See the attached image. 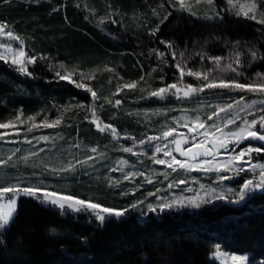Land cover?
I'll list each match as a JSON object with an SVG mask.
<instances>
[{"label": "trees", "instance_id": "obj_1", "mask_svg": "<svg viewBox=\"0 0 264 264\" xmlns=\"http://www.w3.org/2000/svg\"><path fill=\"white\" fill-rule=\"evenodd\" d=\"M256 2L259 19L264 0ZM0 23L37 58L25 76L0 60V123L18 114L24 120L55 118L68 126L66 139L87 146L110 142L92 122L93 109L99 121L117 131L141 130L143 121L131 115L165 103L150 100L149 93L179 83L175 65L183 67L186 58L207 63L209 57H222L221 65L235 67L239 52L243 75L219 76L250 83L264 74V25L232 12L227 0H213L196 15L171 0H0ZM253 49L260 57L254 61ZM133 82L135 88H122ZM117 99L121 105L114 107ZM129 105L136 110L125 111ZM98 173L65 172L60 179L54 176L53 189L130 209L124 217L101 224L89 213L62 212L20 196L10 224L0 229V264H219L211 258L216 249L248 253L250 264H264V190L197 210L138 212L130 207L134 189L116 188L103 170Z\"/></svg>", "mask_w": 264, "mask_h": 264}, {"label": "rangeland", "instance_id": "obj_2", "mask_svg": "<svg viewBox=\"0 0 264 264\" xmlns=\"http://www.w3.org/2000/svg\"><path fill=\"white\" fill-rule=\"evenodd\" d=\"M256 1L257 0H232V3L229 4L227 0L230 5V10L234 13L241 11V5L246 6L251 3H256V14L258 15V3ZM171 2L175 3V6H177L179 10L193 15H196L197 11L203 8V6H212L207 3V0H183L184 9H181L180 0H171ZM243 10L247 11V7ZM5 31L7 32L6 29ZM0 43L12 44L14 48L18 47L20 43L23 44L20 39L19 41L10 40L6 36H0ZM23 46L25 50V45L23 44ZM25 53L27 57H34L28 55L26 50ZM11 59V54H8V62L10 64H12ZM185 61L183 69L186 78L183 80V83H177L178 87H180L183 92L188 89L187 85H192L195 89L199 88L203 83L201 79L188 75V70L203 73L209 69H214V71L210 73L211 77L218 79L223 78L225 80L231 79L227 76L229 71L220 72L215 63L211 61L203 63L200 59L192 63L193 60L191 61L190 58H186ZM31 65L32 64H28L27 69H29ZM14 66L16 68L18 67L17 65ZM224 74L227 75H225V77L219 76ZM22 75L25 76V74ZM235 76L238 77L236 74ZM234 80L236 79L234 78ZM122 88L127 89L125 86ZM204 91L210 93L203 94L197 91L188 97L179 94L180 98H178L177 95L167 94L163 99L148 96L150 100H161V102L165 103L161 104L162 106L156 105L148 111L147 109L141 108L138 112H134V115L129 113L131 115L130 119L143 121L141 130H129V128H125L123 131L116 130L118 134L116 136H114L110 130L104 131L110 136V142L104 147L87 146L81 142L80 139H66L69 131L68 126L66 127L64 123L61 125V122L55 118L40 121L24 120L21 115L18 114L20 117L19 120L16 119L17 116L9 120L12 122V125H14V130L12 127L9 129H0V132L9 133L6 137L0 139V161L5 162L0 163V184L8 186L10 183H17V178H19L25 183L42 181L49 189L54 190V182L52 180L55 178L60 179L65 172L73 174V172L76 171H89L99 174L98 172L103 170L106 173V178L112 181L114 187H125L135 190V193L131 194L133 202L142 201L143 203H138L135 209H131L132 211L146 212L148 211V204H152L156 207L160 203L173 204V207L167 208L172 210H197L203 205L218 201L213 198L217 194H223L225 199L238 198L236 193L246 179L259 178L260 168L256 167L255 172H253L250 166L264 164V150L259 153L252 152L250 156H246L243 162L245 171L240 173H237L234 168L228 172L217 173L216 171L205 172L202 170L179 169L178 166L175 165L174 167H177V170L173 171L167 164H157L154 162L157 159H162L171 163L172 156H175L177 160H185L184 156H181L179 152L175 151V145L172 143L173 138H188L189 143L181 145V147L185 151L189 149L192 151L196 150L193 144V137L195 141L198 142L203 139V136L195 135V132L203 133L207 130V128H199V123L196 121L197 117L199 118V122H203L208 127L214 123L222 125L223 121H225L229 115L236 117L238 114L239 117L251 120L254 115L259 114L261 109L260 101L264 100V94L258 92L229 91L224 89H204ZM241 96H243L244 99L237 105L236 101L239 100ZM253 101L256 102L253 112L240 111L241 108L245 107L246 103L251 104ZM229 103L233 104V110L230 114L227 112H219L218 117H214L212 120L209 119L213 111ZM113 106L118 107L119 105L117 106L114 103ZM131 107H133V105L127 106L124 110H136ZM84 119V121L89 120L88 115L85 114ZM57 121L58 123H56ZM240 123H242V121L238 119L237 124ZM45 124H53V126L46 127L44 126ZM169 127L176 128L173 137L167 140H149V137H161L162 133ZM190 127L194 129L193 133L189 132ZM229 127L234 128L235 126L231 125ZM256 127L258 129L259 124H257ZM29 129L31 130L29 131ZM41 137H48V139L43 140L40 139ZM208 139L209 141L213 140V134L211 132L209 133ZM141 140L144 141L143 144L140 143ZM27 141H30V143ZM157 146L162 149L159 153L155 151ZM205 146L209 147L210 144H206ZM125 147L132 148L133 151H122ZM234 147L236 152H239L242 148L248 147L264 149V141L246 139L243 143L235 145ZM93 148L96 149L95 152L91 151ZM164 150H168L172 155L165 156L163 154ZM230 155L231 153L229 151L219 149L214 159L212 157H207V159H213L214 165L216 163H227ZM10 156L11 160H9ZM89 157H91V159H89ZM200 159L203 158H198L197 161L187 160L186 162L199 165ZM69 166H71L70 170H61L67 169ZM52 169H56L57 171L53 172ZM113 169H115V171H113ZM45 175H49L51 178H44L46 177ZM125 176H127L128 179H125ZM219 176H228L231 178L220 181ZM47 179L48 181H45ZM180 181L184 182L180 183ZM212 189H215V193L212 192ZM228 189H232V191L229 192ZM262 190L264 189H258L247 193L260 192ZM136 191L138 192L137 194ZM57 192L71 194L66 188H61ZM71 195L81 198L79 195ZM88 197L86 200H93L90 196ZM19 198L17 199V204ZM190 199L197 200L200 206H181L188 205ZM0 203L6 205L7 201H0ZM156 210H160L159 207H156ZM233 255L246 257L245 264H250L248 253L237 254L216 249L211 254V258L219 264H233L231 260V256Z\"/></svg>", "mask_w": 264, "mask_h": 264}, {"label": "snow or ice", "instance_id": "obj_3", "mask_svg": "<svg viewBox=\"0 0 264 264\" xmlns=\"http://www.w3.org/2000/svg\"><path fill=\"white\" fill-rule=\"evenodd\" d=\"M5 3L8 2V0H4ZM229 4L232 3V0H228ZM207 3L209 5H212L213 0H207ZM180 7L181 9H184V3L183 0H180ZM247 7V11H244L243 9ZM257 5L256 3H251L249 5H241V11L237 12V15H243L244 17L248 19L255 20L256 23L264 25V13L261 14L260 18H257ZM251 13V14H250ZM167 17H165L166 19ZM101 23L104 22V18H101ZM115 23V21H112ZM6 26L3 23H0V36H6L10 40L19 41V37L15 36L10 31H5ZM158 30V29H157ZM157 30L153 31V35H155V32ZM160 43L164 44L168 48H173L174 45H172L170 42L166 41H160ZM8 54H11V63L13 65H17V70L25 75H30L27 69L28 64H33L36 62V57H27L24 46L22 43L19 44L18 47L14 48L12 44L8 43H0V60H4L5 62H8ZM158 56H163L164 53L157 52ZM173 59L176 58V54L173 53ZM183 53H181V56ZM240 53H236V60H235V67L229 63L224 64L221 66L222 57H209L208 59L215 63L217 66V69L220 72H233L237 76H242L243 73L239 71V68L243 66V62L240 60ZM251 60H256L260 58L258 56V53L256 50H251ZM203 59V57H201ZM175 67L178 69L180 73L179 77V83H183V77L185 75V71L182 67V65L177 64ZM110 70V69H109ZM214 71V69H209L203 73L199 71H192L188 70L187 74L190 76H194L197 79H201L203 83L199 86V88H193L192 85H187L188 91L184 92V97H188L191 94H193L196 91H204V89H224L229 91H245V92H252V93H262L264 94V74L257 73L256 79L253 80L250 83H241L234 79H228L225 80L223 78H214L210 76V73ZM57 75H60L57 73ZM81 76H83V73H81ZM61 79H65L66 77L63 75H60ZM77 87L84 88L86 87L83 83H78L76 85ZM135 82L125 85L127 88H135ZM172 90H175L174 92ZM88 91L91 92L93 99H97V93L95 91H92L90 88ZM181 89L178 87L177 83L168 84L165 87H161L151 93H149V97H156L163 99L165 95L172 94L177 95L179 97ZM117 92H119V89H117ZM244 97L241 96L239 100L236 101V104L239 105L240 101L243 100ZM121 101L117 99L115 101V105H120ZM255 104L256 102L253 101L251 104H245V107L241 108L240 111H249L250 113L255 110ZM261 109L258 115H254L251 120H248L243 117H239L237 114L236 117H232L229 115V117L223 121V124H213L210 127L206 126L203 122H199V118H196V121L199 123L200 129L207 128L206 131L203 133L195 132V135L203 136V139L199 140L198 142L195 141L193 137V144L195 147V151H192L189 149L188 151H185L181 145L188 144L189 139H177L173 138L172 143L175 145V151L179 152L181 156L185 157V160H177L175 156H172V162L169 163L168 161L157 159L154 162L157 164H167L169 168H172L173 171L177 170L178 166L179 169H192V170H202V171H216L217 173L220 172H228L232 170L233 168L237 171V173L244 172L245 169L243 167L244 158L246 156H250L252 152L259 153L264 149L261 148H242L239 150V152L235 151V145H239L243 143L246 139H253V140H260L264 141V100L260 101ZM233 110V104L229 103L226 106L220 107L218 110L213 111L211 115L209 116V119L212 120L214 117H218L219 112H227L231 113ZM92 116H93V123L97 125V128L99 131H111V133L116 136L117 131L116 129L110 125V124H104L102 121H99L96 116L95 109L92 110ZM17 120L20 119L19 116L16 118ZM29 120H32V117L28 118ZM241 120L242 123L237 124V120ZM58 123V121L56 122ZM257 124H259V128L257 129ZM234 125V128H230L229 126ZM46 127H52L53 124H45ZM10 127L14 130V125H12V122L9 121L7 123H0V129H9ZM31 129H29L30 131ZM176 132V128L169 127L166 131H164L161 135V137H149V140H156V139H165L167 140L170 137H173V133ZM189 132L193 133L194 129L189 128ZM213 134V140L209 141V133ZM9 133L8 132H0V139L6 137ZM40 139L47 140L48 137H41ZM30 143V141H27ZM141 144L144 143L143 140L140 141ZM206 144H210L209 147H206ZM167 148V146H166ZM219 149H225L231 153L229 156V159L227 163H216L213 164V159L215 158L217 152ZM91 151L95 152L96 149L93 148ZM122 151L124 152H132V148H123ZM155 151L157 153L161 152L162 149L157 146L155 148ZM35 154V153H34ZM165 156H171L172 153L168 150H164L163 153ZM207 157H212L213 159H207ZM198 158L200 159L199 165L196 163H187V160L191 161H197ZM91 159V157H89ZM9 160H11V156L9 157ZM237 162V163H233ZM0 163H5L4 161H0ZM251 170L255 172L256 167L260 168L259 172V178L258 179H246L243 183V185L240 186L239 191L236 193L239 200L245 199V194L250 191L258 190V189H264V164L262 165H251ZM71 166L67 169H61L62 171L70 170ZM53 172H56V169H52ZM115 171V169H113ZM135 175V174H133ZM142 175V173H141ZM125 179H128L127 176L124 177ZM231 177L228 176H219V180L223 181L226 179H230ZM151 182V181H149ZM184 181H180V183H183ZM171 187V185H170ZM229 192L232 191V189H228ZM212 192L215 193V189H212ZM151 195V194H150ZM20 196H25L29 198H33L37 201H39L42 204H51L57 208H59L62 212L65 210L75 212V213H81L86 212L91 214L96 221L100 222L101 224L108 221L110 217L115 218H121L124 217L127 212L129 211L128 208L123 209H116L113 207H107L99 202H94L91 200L81 199L79 197L73 196L71 194H65L62 192H57L55 190H50L47 185H45L42 181H37L36 183H25L21 181L19 178H17V183H10L8 186H4L0 184V201H7V204L4 205L0 203V229L6 228L7 225L11 222L13 219L17 208V199ZM217 200H224L225 196L223 194H217L213 197ZM207 202V201H204ZM238 202V201H235ZM138 203H143L142 201L134 202L131 204V208L135 209L137 207ZM173 204H166V203H160L158 206L161 211L165 210L166 208L173 207ZM181 206H190V207H199L200 203L197 202V200L190 199L188 201V205H181ZM156 207H154L152 204L147 205L148 211H156ZM219 255V253H218ZM246 257L243 256H231V260L233 261V264H245Z\"/></svg>", "mask_w": 264, "mask_h": 264}]
</instances>
